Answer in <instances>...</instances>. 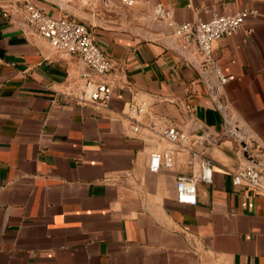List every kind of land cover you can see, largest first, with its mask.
Wrapping results in <instances>:
<instances>
[{"label": "crops", "instance_id": "0c3cea01", "mask_svg": "<svg viewBox=\"0 0 264 264\" xmlns=\"http://www.w3.org/2000/svg\"><path fill=\"white\" fill-rule=\"evenodd\" d=\"M22 1L0 0V264H264V192L232 179L264 170V0H30L94 31L113 61L94 76L107 105L78 102L87 65L30 29ZM243 9L213 43L234 76L221 84L175 24ZM155 152L170 164L151 170ZM205 159L212 181L179 202L177 177Z\"/></svg>", "mask_w": 264, "mask_h": 264}, {"label": "built area", "instance_id": "2783aa9c", "mask_svg": "<svg viewBox=\"0 0 264 264\" xmlns=\"http://www.w3.org/2000/svg\"><path fill=\"white\" fill-rule=\"evenodd\" d=\"M132 4L133 0H123ZM18 9L22 19L37 34L46 38L50 45L63 53L77 54L87 65V69L81 72L79 80L82 90L76 95L79 103H93L95 105H107L113 93V87L106 81H96L95 75H106L113 68L112 59L106 54L97 42L94 31L85 23L63 15L54 17L39 8L30 0H23ZM255 11L243 9L235 14H213L208 20L186 21L175 24V33L186 40L194 41L202 55L203 62L219 78L221 84H225L234 76H226L222 73L218 60L213 52V43L225 36L237 33L242 27L246 17ZM8 14V11L5 13ZM153 14L158 19L172 22V10L158 3L154 6ZM144 104L133 107L135 111H143ZM164 136L172 141L186 139V134L171 126L164 130ZM166 164H170L169 152H155L151 156L150 169L157 171L161 168L162 158ZM233 184H246L258 191L264 192V170L254 163L238 167L233 172ZM199 180L212 181V164L210 160H203L198 173L179 175L176 182V199L182 203H197V183Z\"/></svg>", "mask_w": 264, "mask_h": 264}, {"label": "water", "instance_id": "95a60500", "mask_svg": "<svg viewBox=\"0 0 264 264\" xmlns=\"http://www.w3.org/2000/svg\"><path fill=\"white\" fill-rule=\"evenodd\" d=\"M28 25V24H27ZM28 27L30 28V29H32L29 25H28ZM33 30V29H32Z\"/></svg>", "mask_w": 264, "mask_h": 264}]
</instances>
